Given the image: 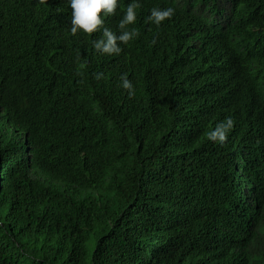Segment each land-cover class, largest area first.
<instances>
[{
    "label": "trees",
    "instance_id": "1",
    "mask_svg": "<svg viewBox=\"0 0 264 264\" xmlns=\"http://www.w3.org/2000/svg\"><path fill=\"white\" fill-rule=\"evenodd\" d=\"M119 1L103 17L117 34L131 0ZM202 1L139 0L127 30L140 35L113 56L92 46L101 31L72 35L67 0H0V264H264V249L241 246L243 231L215 251L193 245L200 206L186 207L180 175L212 170L217 192L228 175L259 171L264 144V0H226L220 34L147 20L152 8L206 16ZM185 40L217 50L196 63V80L172 60ZM228 117L248 148L224 174L229 144L192 143L191 132ZM256 204L264 188L244 219L255 228Z\"/></svg>",
    "mask_w": 264,
    "mask_h": 264
},
{
    "label": "clouds",
    "instance_id": "2",
    "mask_svg": "<svg viewBox=\"0 0 264 264\" xmlns=\"http://www.w3.org/2000/svg\"><path fill=\"white\" fill-rule=\"evenodd\" d=\"M219 1V5L222 6L226 0ZM67 3L72 10L70 23L72 35H76L78 32L91 35L101 31V36L92 41L93 48L101 55H119L122 51L121 44L127 45L140 35L135 28L127 30V26L135 24L137 21L136 10L141 7L139 0H131L127 5L124 15L118 22L119 34L104 27L103 19V17L116 14L119 0H67ZM174 13L175 9L172 7L166 9L152 8L147 20L159 27L165 20L172 19L174 26L180 31H184L185 27H190L200 32L211 30L219 34L227 31L231 25L229 8L223 9L218 17L202 14L201 18L205 28L200 25L199 21L192 20L184 11L180 14ZM216 52L217 50L209 51L201 43L192 40L178 43L172 47L171 51L174 64L180 69L189 71L194 80L198 78L196 63L209 59ZM102 75V73H96L95 78L99 80ZM120 81V87L126 90L129 96L134 95V86L127 74H122ZM6 115L5 110L0 115L5 117L4 121L0 120V126L5 129L9 123ZM209 119L210 115H207L201 123ZM233 124V120L228 117L219 123L203 124L208 125L207 131L203 135L199 134L198 130L191 132L192 143L199 137L203 139L201 142L208 143V145L229 144L226 156L230 160L224 174L234 168L242 157L244 159L248 148V143L246 144L234 130H231ZM199 151L193 156L198 155ZM255 162L258 164L259 171L253 176L237 179L228 175L224 188L217 192L214 191V185L212 189V180L214 182L215 177L212 170H206L197 177L191 176L189 168H187L186 172L180 175L185 180H182L186 187L182 198L186 201V207L194 203L200 206L192 226L193 231L195 224H198V230L192 232L196 252L215 251L222 242L227 240L233 243L238 238L239 231L244 233L242 247L251 245L264 249V217L262 216L259 222L260 226L256 228L245 225L244 220L250 207L258 199L261 190L264 188V144L258 148ZM158 182L163 184L162 180ZM255 206L256 208H264V205L261 204Z\"/></svg>",
    "mask_w": 264,
    "mask_h": 264
},
{
    "label": "bare ground",
    "instance_id": "3",
    "mask_svg": "<svg viewBox=\"0 0 264 264\" xmlns=\"http://www.w3.org/2000/svg\"><path fill=\"white\" fill-rule=\"evenodd\" d=\"M227 2H228V0H227ZM120 4H122V3H120V1H119V4L118 5L120 6ZM219 4H220V1L219 0H213V1L210 0L207 3H206V1H202L200 3V9L203 7L204 9H206V11H208L207 14L218 17L220 15L221 11L225 8L226 1H225V4H222V6H220ZM184 11L187 13V15L192 20L199 21L200 22V25L205 28V24L203 23V20L201 18V15L202 14H200L198 12L190 11V10H184ZM234 36H235V34H233L232 40L235 43L237 41L234 40ZM236 47H240V46H236ZM241 47H243V46H241ZM223 49L226 50V47L223 46Z\"/></svg>",
    "mask_w": 264,
    "mask_h": 264
}]
</instances>
